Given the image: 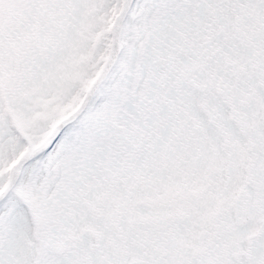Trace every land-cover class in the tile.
I'll return each instance as SVG.
<instances>
[{
	"label": "snow or ice",
	"instance_id": "snow-or-ice-1",
	"mask_svg": "<svg viewBox=\"0 0 264 264\" xmlns=\"http://www.w3.org/2000/svg\"><path fill=\"white\" fill-rule=\"evenodd\" d=\"M0 264H264V0H0Z\"/></svg>",
	"mask_w": 264,
	"mask_h": 264
}]
</instances>
